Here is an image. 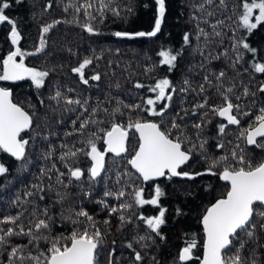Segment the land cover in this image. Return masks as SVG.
Instances as JSON below:
<instances>
[{
	"label": "trees",
	"instance_id": "trees-1",
	"mask_svg": "<svg viewBox=\"0 0 264 264\" xmlns=\"http://www.w3.org/2000/svg\"><path fill=\"white\" fill-rule=\"evenodd\" d=\"M7 2L10 7L5 14L16 22L21 39L18 45L13 46L11 26L6 22L0 24V60L16 47L24 52H34L39 46L41 29L54 21L61 22L46 34V47L41 53L25 57L28 67L49 73L42 87L36 88L30 79L14 83L0 81V86L12 93V102L33 114L31 128L21 135L29 141L25 160L17 161L0 151V163L8 169L0 175V218L23 213L18 223L27 230L37 218H45L43 213L47 209L51 217L47 235L67 237L77 227L67 217L76 219L75 213L83 208L93 217L96 228L103 236V243L98 249V264H108L110 254L113 264H198L203 244L200 218L206 207L223 198L228 189L219 181L218 173L223 166L214 168L217 173L214 175L206 171L209 164L221 156H228L229 163H234L231 160L234 149L237 152L243 149L254 162L264 158V148L249 147L240 137L241 131L253 124L260 109L264 108V92L260 91L264 85V73H257L253 67L255 63L264 64V23L251 32L241 26L239 16L246 0H225V6H220L219 0H211V3L207 0H166L165 16L156 36L117 37L114 35L116 32L134 34L152 31L157 16L155 0H107L108 7L102 19L97 11L99 0H92L95 4V8L91 9L95 17L90 21L94 28L92 33L82 27L89 23L83 10L79 13L75 11V7L86 0ZM208 12L213 15L209 16ZM257 14L258 10H254L252 22H255ZM217 21H223L216 28L220 36H216L212 28ZM198 27L209 34L207 40L204 37L197 39ZM185 33L190 36L187 45L183 40ZM239 41L248 43L255 52L243 49ZM160 51L180 53L174 67L170 69L168 65L159 63ZM238 56L241 57L239 62ZM86 58L92 60L84 69L88 84L82 83L79 74L72 71ZM221 71L225 76L217 80ZM94 74L100 75L99 81L91 79ZM205 76L210 83L205 82ZM163 78L169 79L176 91L168 89L172 100L156 104L157 111L164 104L169 105L162 116L149 115L143 110L149 107L144 102L156 95L148 90L149 86ZM185 80L188 85H185ZM136 83L145 87L136 88ZM201 85L204 86L203 92L200 91ZM181 88H187V91L181 92ZM228 88L232 89L231 93H227L232 103L240 106V112L234 113L240 119L239 125H227L211 110L213 106H223L222 93ZM246 88L248 95L244 94ZM57 91L62 97L87 101V111L79 105L66 104L63 98L52 99ZM205 100L207 105L204 108L195 107ZM118 101L122 103L118 104ZM124 105H140V108L129 109ZM116 108L120 111L113 114ZM93 109H98L95 117L90 115ZM244 112L248 115H243ZM90 118L101 123L89 124L82 134L77 132L80 122ZM136 119L159 123L162 130L172 132L173 138L183 133L187 138L184 150L193 145L195 148L190 160L178 172L203 174L192 179L165 175L159 181L143 184L128 165L137 144V137L130 129L126 145L128 151L121 156L106 153V169L95 180L89 178L90 160L86 155L80 153L68 159L66 163L69 166L80 167L84 173L80 180L69 182L68 167L60 160L62 153L68 149L87 151L85 141L93 132L100 137L96 140L98 150L103 151L102 130L109 129L114 121L127 125L130 120L134 122ZM173 120L180 125L179 129H172ZM73 121H76L75 125ZM195 124H201V129L193 127ZM220 124L227 125L224 134L219 132ZM65 133L74 134L66 136ZM202 141H206L203 149L200 148ZM221 143L223 148L218 147ZM61 145H67V148ZM48 153L51 156L45 159ZM53 165L64 173L62 184L57 181L55 170L48 171L53 169ZM41 169L45 170V175L41 174ZM125 172L127 176L123 175ZM118 173L122 177L119 182ZM156 186L163 193L157 205L135 204L134 189L142 188L143 198L147 200L155 195ZM120 190L126 195L119 200L114 195H104L106 191L115 193ZM28 192L33 194L26 196ZM61 196L64 197L62 201ZM18 197L20 202L14 204ZM121 204L132 206L110 214V208H119ZM161 209L165 210L164 223L158 232H152L141 217L158 216ZM121 215L125 217L123 222ZM79 219L82 230L88 222L83 217ZM253 222L257 226L256 236L247 242L241 254L246 260L254 257L258 264H264V230L259 227L264 220L254 216ZM0 226L5 230L9 226L14 227L8 224ZM241 238L248 240L243 233ZM192 239L196 240L192 258L180 262L181 249ZM27 244L26 236L12 237L9 245L0 248V264H8L11 246ZM48 246L43 240L39 242L40 250H46ZM236 247H239L238 241L231 252ZM28 251L36 254L32 246ZM137 252L142 256L140 261L135 259Z\"/></svg>",
	"mask_w": 264,
	"mask_h": 264
},
{
	"label": "snow or ice",
	"instance_id": "snow-or-ice-1",
	"mask_svg": "<svg viewBox=\"0 0 264 264\" xmlns=\"http://www.w3.org/2000/svg\"><path fill=\"white\" fill-rule=\"evenodd\" d=\"M20 2V0H17ZM100 7L97 9L103 18V12L108 7L107 0H99ZM211 3V0H207ZM157 5V16L155 19V26L152 31L149 32H137L134 34L126 32L114 33L117 37H154L161 30L162 19L165 16L166 0H155ZM220 6H225V0H219ZM10 7L7 0H0V24L7 23L11 26L10 40L13 46L18 45L21 34L17 30L16 22L5 14V10ZM95 8V4L92 0H86L85 3L75 7L77 13L83 10L84 15L88 18L89 23L82 25L86 31L92 33L94 28L91 24V20L95 19L92 15L91 9ZM203 8V5L200 6ZM242 13L239 16L241 26L247 31L251 32L256 29L258 25L264 23V0H246L242 4ZM115 15L119 13L115 9H111ZM254 10H258V14L255 15V22H252V16ZM67 11V7L65 8ZM208 15H213L212 12H208ZM61 21H54L52 24H48L41 29L39 46L36 47L34 52H24L19 47H16L14 51H9L6 56L0 60V81H20L24 79H30L32 84L36 88L43 86L45 78L49 75L47 71H41L33 67H28L25 64V57L36 55L41 53L46 47V34ZM207 21H205L206 23ZM223 24V21H217L212 25L213 32L216 36H220L221 33L216 31V28ZM209 34L205 32L203 28L198 27L197 39L204 37L208 39ZM184 44L190 43V36L185 33ZM239 45L243 49L255 52L250 45L246 42L239 41ZM236 47V45H234ZM158 55L161 57L159 63L161 65H168L171 69L174 67L177 61L178 55L172 54L169 51H160ZM19 58V59H17ZM241 57H237V62ZM92 63L91 59H84L78 67L72 69L76 74H79L80 80L84 84H88V79L84 77V69ZM257 73H264V64L255 63L253 65ZM225 76V73L221 71L217 76V80H220ZM99 74L91 76L92 80L99 81ZM205 82L210 83L207 76H205ZM185 85H188V81L185 80ZM136 88L145 87L143 84L136 83ZM172 89L175 92L176 89L172 86L171 82L167 78L157 80L154 85L149 86V91L155 93V98H148L145 100V104L149 107L143 109L147 111L149 115L162 116L169 107L168 104H164L159 111L156 110V104L159 101L172 100V94L167 90ZM71 91V89L69 90ZM181 92L187 91V88H181ZM200 91H204V86H200ZM260 91L264 92V85L260 87ZM232 89L228 88L222 93L224 104L221 107H212V111L221 118L227 121V125H239L240 119L237 114L240 112V106L233 104L229 95ZM248 95L247 88L244 92ZM12 93L4 87H0V151L9 154L17 161H24L26 158V148L29 141L21 136V133L30 129L33 122V114L25 111L21 106L12 102ZM63 98L64 102L68 105L76 104L87 111L85 105L87 101L81 102L79 99L73 100L67 97H62L61 92L57 91L52 99L59 100ZM239 99V97H237ZM122 103L118 101V104ZM207 105V100L204 103L198 104L196 108H204ZM129 109L140 108V105H124ZM98 109H93L90 114L91 117H95ZM107 111V110H105ZM120 109L113 110V114L119 112ZM243 115H248L244 112ZM101 123L95 119H86L80 122L77 132L83 133V130L89 124ZM76 121H73V125ZM227 125L220 124L219 132L224 134ZM193 127L201 129V124H195ZM180 125L175 120L172 121V129H179ZM135 129V132L139 134L138 146L134 150V154L128 160V164L143 181L154 180L158 177H164L168 175L169 178L175 176H182L188 179L194 178V176L202 175L203 173H189L178 172L186 162L191 158L192 152L195 148L184 150L183 144L187 142V138L180 133L175 138L172 137V132L162 130L161 125L152 121H145L136 119L134 122L129 121L127 125L119 122H112L110 128L103 131V143L105 145L103 151L98 150L96 140L99 139L96 133H91L88 139L85 141L87 151L84 149H68L60 156V160L65 162V167H68L69 182L72 179L80 180L84 175L80 167H71L66 161L71 158L77 157L80 153L86 155L91 161V166L88 168L89 178L95 180L106 169V153H113L116 156H121L122 153L128 151L127 142L129 139V130ZM74 133H65L66 136L73 135ZM240 137L246 141L247 145L264 148V108L260 109V113L255 117L253 124H250L247 129H244L240 133ZM47 139V137H45ZM204 143L202 141L200 148L203 149ZM62 148H67V145H61ZM219 148H223L224 145L218 144ZM239 148V145H237ZM51 153L45 155V159L50 158ZM231 160L234 163H229L228 156H221L215 158L209 164L207 172L211 174H217L213 171L218 166H223V170L218 173L219 178L223 181H227L230 185L227 190L226 196L217 199L214 204L206 209L205 214L202 217V225L204 232L203 241V257L200 259V264H258L257 260L253 257L250 260H246L241 254V250L246 247L248 241L252 240L256 236V224L253 222V218L259 217L264 220V160L254 162L251 156H247L243 149L237 152L235 149L231 152ZM57 172V181L63 183L61 177L64 176L63 172H59L53 165V169ZM8 169L3 163H0V175L5 174ZM41 174L45 175V170L41 169ZM127 176L128 173L123 174ZM121 174H117V181L121 179ZM51 179V177H49ZM67 187V185H65ZM43 191V188L40 189ZM33 193L28 192L25 195L31 196ZM162 191L159 186L155 188V195L151 199L143 198V189H134L135 204L143 206L145 204L157 205L158 199L162 195ZM59 195V193H58ZM105 196H115L116 199L123 198L126 193L123 190L118 192L106 191ZM43 199V197H41ZM64 199L60 197V201ZM58 201V202H60ZM19 197L14 204H18ZM103 203V201H100ZM107 206V205H105ZM132 205L121 204L119 208H110V214L116 213L121 209H128ZM259 206V207H258ZM164 209L160 210L158 216L155 217H141L144 220L148 228L152 232H158L160 226L164 223ZM23 213H18L16 216H5L0 218V225L8 224L6 230L0 226V248L9 245L10 240L14 236H26L28 237L27 245H14L11 246V250L8 252V264H98V249L103 243L102 233L95 226L93 217L89 215L87 211L81 208L75 213L76 219L67 217L72 220L74 225H77L67 237H50L47 232L50 231L51 217L48 216L47 209H45L43 216L45 218H37L31 226L25 230L24 226L18 223ZM83 217L88 224L81 230L79 225L82 221L79 219ZM121 221L125 220V217L121 215ZM105 223H108L105 221ZM261 230H264V223L259 225ZM91 229V230H90ZM243 233L248 240L241 238ZM45 241L48 243L46 250L39 249V242ZM239 243V247L235 248L234 252H231L234 243ZM29 246L36 249V254L32 251H28ZM131 247V245H129ZM196 247V240L192 239L187 243V246L182 248L179 253V260L185 262L192 258V250ZM231 252V254H229ZM26 253V254H25ZM136 261L142 260V256L139 252L135 253ZM108 264H113L111 254L109 256Z\"/></svg>",
	"mask_w": 264,
	"mask_h": 264
},
{
	"label": "water",
	"instance_id": "water-1",
	"mask_svg": "<svg viewBox=\"0 0 264 264\" xmlns=\"http://www.w3.org/2000/svg\"><path fill=\"white\" fill-rule=\"evenodd\" d=\"M25 80V79H24ZM20 81H23V80H20ZM6 82H9V83H14V82H18V81H6ZM1 87V86H0ZM5 88V87H4ZM9 90V89H8ZM219 117V116H218ZM221 120H223V121H225L226 123H227V121L224 119V118H221V117H219ZM133 131H134V135L137 137V144H136V147L138 146V139H139V134L138 133H136L135 132V129H133ZM24 133V132H23ZM23 133H21V135L23 134ZM245 141V140H244ZM247 146H249V147H252V146H250V145H247ZM105 147V145H104V143H103V148ZM2 152V151H1ZM3 153V152H2ZM5 155H8L10 158H12V159H15V158H13V157H11L9 154H7V153H4ZM108 154H110V155H112V156H115V154H113V153H108ZM123 154V153H122ZM134 154V153H133ZM132 154V155H133ZM131 158V157H130ZM88 160H89V158H88ZM262 160H264V158L262 159ZM187 163V162H186ZM185 163V164H186ZM184 164V165H185ZM129 165V164H128ZM184 165H182L181 167H183ZM90 166H91V161H90ZM129 168H131V166L129 165ZM132 169V168H131ZM181 169V168H180ZM180 169H178V170H180ZM132 171L139 177V174L138 173H136L135 172V170L134 169H132ZM162 177H158V178H156V179H154V180H150V181H143V179L142 178H140L139 177V179L141 180V182L143 183V184H149L150 182H155V181H159L160 179H161ZM219 181L222 183V184H226V186H228V189H229V187H230V185H229V183L227 182V181H223V180H221L220 178H219ZM227 189V190H228ZM226 193H227V191H226ZM224 196H226V194L224 195ZM215 202H216V200H215ZM215 202H213V203H211L210 205H208L207 207H206V209L208 208V207H210L212 204H214ZM205 212H206V210H205ZM205 212H204V214H205ZM203 214V215H204ZM203 217V216H202ZM202 217L200 218L201 219V221H202ZM201 221H200V228H201V230H202V236H203V239H202V241H204V232H203V225H202V223H201ZM201 256H200V258H199V260H198V264H200V259H202V257H203V244H202V248H201ZM180 261V260H179ZM181 262V261H180Z\"/></svg>",
	"mask_w": 264,
	"mask_h": 264
}]
</instances>
